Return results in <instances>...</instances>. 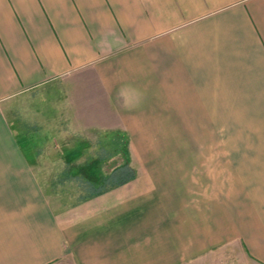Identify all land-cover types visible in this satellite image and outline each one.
I'll use <instances>...</instances> for the list:
<instances>
[{
    "label": "crops",
    "instance_id": "obj_1",
    "mask_svg": "<svg viewBox=\"0 0 264 264\" xmlns=\"http://www.w3.org/2000/svg\"><path fill=\"white\" fill-rule=\"evenodd\" d=\"M56 82L100 128L188 136L221 188L47 191L8 111ZM0 264H264V0H0Z\"/></svg>",
    "mask_w": 264,
    "mask_h": 264
},
{
    "label": "rangeland",
    "instance_id": "obj_2",
    "mask_svg": "<svg viewBox=\"0 0 264 264\" xmlns=\"http://www.w3.org/2000/svg\"><path fill=\"white\" fill-rule=\"evenodd\" d=\"M89 84L93 89V80ZM75 96L72 83L56 82L25 94L8 111L21 141L26 146L40 144L39 153H34L33 146L26 149L29 158L36 160L39 180L47 191L68 188L57 195L77 202L91 195V185L101 186L127 162L135 169L136 178L117 188H208L211 179L213 188H221V176H205V168H220L221 160H196L188 136L165 129L155 133V137L160 135L156 139L148 129L147 134L134 133L132 138L123 129L100 128L97 122H87L85 114L79 116L78 109L72 107L78 104ZM89 99L93 104V98ZM51 149L53 153L45 159L41 153Z\"/></svg>",
    "mask_w": 264,
    "mask_h": 264
},
{
    "label": "trees",
    "instance_id": "obj_3",
    "mask_svg": "<svg viewBox=\"0 0 264 264\" xmlns=\"http://www.w3.org/2000/svg\"><path fill=\"white\" fill-rule=\"evenodd\" d=\"M135 178H136V171L127 162V163L123 164L122 166L118 167L111 174H109L105 178V181L101 186L96 187L94 185H91L90 188H96V189H93L91 191V195L99 193V190H97V188H115V187L121 186V185L135 179Z\"/></svg>",
    "mask_w": 264,
    "mask_h": 264
}]
</instances>
